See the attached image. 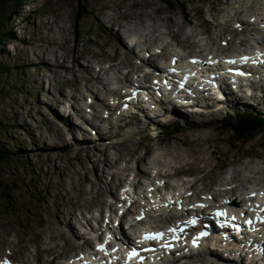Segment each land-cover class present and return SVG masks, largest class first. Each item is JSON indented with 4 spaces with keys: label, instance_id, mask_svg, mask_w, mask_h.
Instances as JSON below:
<instances>
[{
    "label": "rangeland",
    "instance_id": "rangeland-1",
    "mask_svg": "<svg viewBox=\"0 0 264 264\" xmlns=\"http://www.w3.org/2000/svg\"><path fill=\"white\" fill-rule=\"evenodd\" d=\"M162 1L165 0H32L12 12L5 26L8 39L3 47L0 46V65L10 67V72L5 77L4 73L0 74V148L11 152L19 149L21 154L0 163V178L7 182L10 178H17L24 186L15 190L18 196L14 194L13 199L8 200L9 213L0 212V242L6 239L20 248L17 234L26 233L25 243L30 245L29 237L32 232H36L39 234L40 246H44L45 239L51 238L52 242L47 246L54 245L53 254H56L63 244L62 238L66 239L61 235L71 240L68 241L70 244L74 241L79 243L77 234L78 228L82 230V223L79 222L77 213L92 209L100 202L103 206L94 208L92 212L98 214L102 209H107L106 206L104 209L103 202L107 203L111 197L108 192L104 193V186L101 187V196L90 202L87 200L91 198V193L87 194L89 188L87 182L99 179L101 184H105L104 176L108 172L103 175L99 172L94 180H90L84 172L80 178L66 181L67 178L73 177V172L80 165L59 152L58 148L52 145L53 142H50L52 135L44 128L46 104L43 97L48 96L44 86L49 79L56 94L57 91L65 90L63 92L66 95L82 97L91 87V77L98 73V69L106 70L107 74L113 68L111 65L116 63L110 59L113 54L109 46L111 43L117 44L125 52L123 60L127 61L129 58L130 51L126 49L123 40L112 38L113 34L104 36L100 34L114 31L106 17L125 12L131 15L132 20L141 18L149 22L147 21L149 15H154V18L160 20L169 14ZM170 1L181 5L185 0ZM257 2L253 0L252 4L256 5ZM8 5L11 6L12 2ZM193 6L200 7L201 2ZM188 7L190 6L184 4L183 9L187 10ZM159 8L163 11L162 14L157 12ZM208 8L219 13H227L231 6L226 2H213ZM79 12L80 15L76 16ZM188 13L191 14L190 11ZM169 16L171 19L168 24L176 30V24L180 21L179 12H171ZM115 22L121 26L125 23L119 19ZM154 26L161 28L162 24ZM94 37L93 41L90 40ZM65 39L68 40L67 44L60 47ZM85 40L90 42L87 43ZM92 45L96 48H92ZM111 47L117 51L116 56H121L115 45ZM74 58H77L76 61H73ZM54 65L58 66L57 70ZM90 66L92 69L86 71L85 69ZM52 67L55 70H52ZM106 74L102 73V76L105 77ZM258 86L263 92L258 91V96L252 100L244 97L237 99L235 107L225 101L218 113L198 110L196 118L199 122L192 124V128L189 127L188 130L187 126L182 127L183 133H172L170 129L165 128L167 124L153 123L144 127L138 120L125 118L119 122V127H114L112 142L129 139V143L134 146L130 147L127 142H123L120 149L119 145H115L112 157L117 160L114 162L107 154L112 147L104 148L103 152L109 158L107 165L109 166L110 162L118 163L111 170L124 174L123 168H134L135 157L141 156V159H144L146 156L144 161H147L154 155L153 159L155 162L158 161V164L170 159L172 163L177 162L175 166L181 165V170L187 168L193 172L195 178H202L199 182L202 183L204 191L209 188L212 192L213 185L218 184L220 180H240L255 171L260 175L251 181L264 184V174H261L264 170V133L258 134L248 142H232L231 131L224 129L221 124L223 113L229 109L233 111L238 109L241 113L249 111L264 117V80H261ZM262 96L263 101L258 102L257 99ZM49 102H54V96L49 98ZM126 123H129L128 126L120 129ZM74 130L72 125L66 132L71 134ZM188 134L190 139H184L183 137ZM59 136L63 138L65 134L60 132ZM140 138L144 139L138 142ZM127 155L134 162L131 161L127 166L125 163H119L123 161L122 157L125 158ZM97 157L100 158L99 155ZM102 163L104 164L103 158ZM142 163L145 167L146 164L143 161ZM84 167L89 171V176L94 177L92 166L85 164ZM101 167L102 164L98 162L95 173ZM224 169L226 170L223 172ZM140 172L146 176L148 171L140 169L138 176ZM115 180L119 181L120 177L117 175ZM34 183L35 187L30 188V184ZM81 186L85 190L83 194L79 191ZM59 197L62 202L55 210L51 208L52 201L54 199V204L58 203ZM3 203L0 199V205H4ZM73 251L74 249L70 250L71 253ZM2 252L3 250L0 251ZM34 253V247L29 246L28 254ZM203 257L204 254H200L195 260H201ZM203 261L205 263L193 261L191 264H208L211 260Z\"/></svg>",
    "mask_w": 264,
    "mask_h": 264
},
{
    "label": "trees",
    "instance_id": "trees-1",
    "mask_svg": "<svg viewBox=\"0 0 264 264\" xmlns=\"http://www.w3.org/2000/svg\"><path fill=\"white\" fill-rule=\"evenodd\" d=\"M29 1L32 0H0V46H4L8 36L5 32L6 22L9 21L12 12L17 8L26 5ZM169 1L170 0H165ZM164 1V2H165ZM12 2V5L9 6ZM171 4V3H169ZM84 8L82 9L83 12ZM80 15V12L77 16ZM10 72L9 66L0 65V74L4 73V77ZM231 140L232 142H248L258 136V134L264 133V117H259L257 115L248 116L239 119V122L236 123L232 128ZM20 155V150L15 152L6 151L0 148V163H3L10 157ZM24 185L17 178H10L7 180H3L0 178V199L4 202V205H0V212L9 213V201L13 199V195L16 194L17 189L23 187ZM34 184H30V188H34Z\"/></svg>",
    "mask_w": 264,
    "mask_h": 264
},
{
    "label": "bare ground",
    "instance_id": "bare-ground-1",
    "mask_svg": "<svg viewBox=\"0 0 264 264\" xmlns=\"http://www.w3.org/2000/svg\"><path fill=\"white\" fill-rule=\"evenodd\" d=\"M129 17V20H128V22H130V23H132L133 22V20H132V18H131V15L130 16H128ZM145 29V28H144ZM143 29V30H144ZM129 30H130V32H132L133 34H135L137 37H139L140 36V32H136L132 27H130L129 28ZM136 39L134 38V43H136ZM117 52V51H116ZM109 61V60H108ZM103 68V67H102ZM106 71V70H105ZM103 73V72H102ZM58 102H61L60 100H58ZM123 142H127V140H125V141H122V143ZM111 147H112V149L113 148H115V145H111ZM135 150V149H134ZM170 150V149H169ZM125 154H126V152H124ZM135 153V152H134ZM153 154V153H152ZM169 155V154H168ZM103 162H104V164L106 165V167L107 168H110V167H112V166H114V164L113 163H111L110 162V164H109V166L107 165V161L109 160V158H107V156L104 154V152H103ZM123 156H124V154H123ZM136 156V155H135ZM178 156V155H177ZM132 157V156H131ZM133 157H134V154H133ZM143 157V156H142ZM162 157V156H161ZM176 157V156H175ZM174 157V159H176ZM123 158V157H122ZM145 159L144 160H146V156L144 157ZM173 158V157H172ZM108 159V160H107ZM141 159V156H138V157H135L134 158V161H135V163H138V161ZM123 160V159H122ZM144 160H142L145 164H146V166H148L147 167V170L146 171H148L149 173H150V171H151V169H152V164H154V159L153 160H147V161H144ZM131 161H133L132 160V158H129V159H126V160H123V162L126 164V166L131 162ZM125 166V167H126ZM151 167V168H150ZM179 169H181V166H179ZM183 169V168H182ZM139 171H140V169H139ZM139 171H138V168H136V172H134V176H135V178H136V181L135 182H130V184H127V186H129V187H133V188H141V186H142V180H140L141 178V176H144L143 177V180H146V181H150L151 179H150V177H148L147 175L149 174L148 172H147V175L145 176V174H143V172H140L141 174H140V176H138L139 175ZM101 175H103V173H105L106 171L102 168L101 169ZM126 172H131V170L128 168V169H126ZM123 173L124 174H126L124 171H123ZM255 174L257 173V174H259L258 173V171H255L254 172ZM253 173V174H254ZM127 175V174H126ZM245 175V174H244ZM243 175V176H244ZM105 177V176H104ZM116 179V176H112L111 178H110V180L113 182V180H115ZM202 179V178H201ZM201 179H200V181H201ZM244 179V178H243ZM118 180V179H117ZM116 180V184H117V186L119 185V183H120V181H121V177H120V180L119 181H117ZM140 180V181H139ZM123 181H125V183H128V181L126 182V180H123ZM240 180H238L237 182H239ZM101 182V180H99V179H97L96 181H91V182H87L88 184H89V188H88V190H87V194H89V193H91V198L90 199H87V200H90V202L92 201V202H94L99 196H101V191H102V186H104V190H105V192H108L109 191V189H110V186H111V182H106L105 184L104 183H100ZM104 182V181H103ZM197 182H199V179H198V181ZM159 186L160 187H163L164 186V184H162V183H159ZM121 188H123V187H121ZM120 188V189H121ZM117 190V189H116ZM79 191H80V193H85V190H84V188L82 189V186L81 187H79ZM92 194H93V196H92ZM83 196V195H82ZM103 206V205H102ZM87 210H89V209H87ZM110 209H108V212H107V214L110 216ZM88 212H91V211H88ZM83 213V212H82ZM82 213H80V215H82ZM73 215H75V213L73 214ZM77 216V215H76ZM137 216L139 217V216H141L140 214H137ZM143 220L144 219H139V221H138V223L142 226V224H143ZM96 221V220H95ZM79 222H80V220H79ZM84 223H85V225H87V226H90V223H91V220H84ZM84 223H83V221H82V231H83V227H84ZM77 230V229H76ZM77 232V231H76ZM83 233L84 234H87V232L86 231H84V232H80V228H78V240H79V243H76V241H74V243H72V244H70L69 242H68V245L69 246H71L72 247V249H75V248H77L79 245H82V244H85V245H88V241H85V239H84V235H83ZM77 235H76V237H77ZM66 241H67V239H65ZM77 240V241H78ZM121 242H122V239H121ZM198 251H196L195 253H197ZM25 254V253H24ZM256 257V255H254V256H252L250 259H253V258H255ZM209 258H211L212 260H214L216 263H219L218 262V259H219V261L222 263V264H231V262L234 260V259H231V261H227V260H224L222 257H218V256H213V257H209ZM32 263H34V264H36L35 262H34V260H32L31 261ZM30 262V264H32ZM210 264H213V263H210Z\"/></svg>",
    "mask_w": 264,
    "mask_h": 264
},
{
    "label": "snow or ice",
    "instance_id": "snow-or-ice-1",
    "mask_svg": "<svg viewBox=\"0 0 264 264\" xmlns=\"http://www.w3.org/2000/svg\"><path fill=\"white\" fill-rule=\"evenodd\" d=\"M239 27V26H238ZM250 61V58L249 57H241V63H248ZM193 63H197V61H195V60H193L192 61ZM227 63H229V64H236L237 63V61H234V60H228V61H226ZM260 63H264V60H260L259 61ZM173 64H175V60H173ZM170 71H172V72H175L176 71V69L175 68H172V69H170ZM234 74L235 75H245V73L244 72H242V71H239V70H235L234 71ZM193 75H195L194 73H193ZM187 79H188V77L186 76V77H184V81H187ZM180 88H184V83H180ZM162 183V182H161ZM125 191H129L128 189H125ZM151 191V190H150ZM253 195H255V194H253ZM260 195H262V196H264V193H261ZM126 198V197H125ZM199 207H204V205H198ZM257 208H259V206H257ZM260 211H264V209H260ZM216 215L217 216H224V215H226V213H224V212H217L216 213ZM242 215H243V213H242ZM137 219H143V214H141V216H139V217H137ZM232 219L233 220H235L236 219V217H232ZM256 220L258 221V222H261V223H264V217H262V216H260L259 214L257 215V217H256ZM188 224H195L196 223V220H195V218H193V219H191V220H189L188 222H187ZM246 223L247 224H249V225H252V223H253V221L251 220V219H248V220H246ZM236 230L237 231H239L240 229H239V226H236ZM170 231H172L171 229H170ZM205 235H207V233H204V232H201L200 233V236H198L196 239H194L193 240V246H198L197 244H196V240H198V239H200V237H203V236H205ZM163 236H164V233L163 232H156V233H152V234H147V235H145L143 238H142V240L141 241H137L136 243H144V242H147V241H150V240H160V239H162L163 238ZM113 239V237L111 236V235H109L105 240H104V242L102 243V244H100V245H98L97 246V248H98V250L99 251H106V249H105V245L109 242V241H111ZM165 247H167V245H165ZM113 251H115V249L113 250ZM107 254V253H106ZM139 256V252L137 251V249L135 248V247H132L131 248V250L129 251V253H128V260L129 261H131L132 259H134V258H136V257H138ZM143 258L141 257V260H142ZM3 264H9V262L8 261H3Z\"/></svg>",
    "mask_w": 264,
    "mask_h": 264
}]
</instances>
